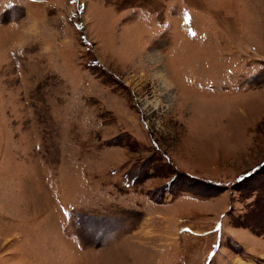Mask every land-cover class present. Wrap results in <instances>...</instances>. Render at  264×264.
I'll use <instances>...</instances> for the list:
<instances>
[{
    "label": "rangeland",
    "instance_id": "1",
    "mask_svg": "<svg viewBox=\"0 0 264 264\" xmlns=\"http://www.w3.org/2000/svg\"><path fill=\"white\" fill-rule=\"evenodd\" d=\"M0 264H264V0H0Z\"/></svg>",
    "mask_w": 264,
    "mask_h": 264
}]
</instances>
